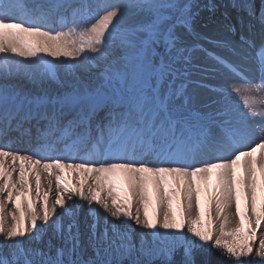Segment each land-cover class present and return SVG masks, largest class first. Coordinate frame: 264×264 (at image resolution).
<instances>
[{
    "label": "snow or ice",
    "instance_id": "obj_1",
    "mask_svg": "<svg viewBox=\"0 0 264 264\" xmlns=\"http://www.w3.org/2000/svg\"><path fill=\"white\" fill-rule=\"evenodd\" d=\"M233 7L259 43L241 35L233 63L208 53L228 73L201 112L177 102L180 0H0V264H264V0Z\"/></svg>",
    "mask_w": 264,
    "mask_h": 264
},
{
    "label": "bare ground",
    "instance_id": "obj_2",
    "mask_svg": "<svg viewBox=\"0 0 264 264\" xmlns=\"http://www.w3.org/2000/svg\"><path fill=\"white\" fill-rule=\"evenodd\" d=\"M213 3L214 2L209 0L206 4V8H202L196 12L197 14L192 18L193 22H191L190 28L183 25H178L176 28L177 34L180 37L178 46L186 50L183 52V55L187 57L186 61H181L180 66L176 67L186 70L182 71V73H185L184 75L187 76V78H191L188 79L187 82L189 86L194 87V106L195 109L201 112L207 111L208 109L206 106L212 105L217 99L214 97L216 93L212 94L209 88L214 87L218 89V86L228 73V70L213 57H210L208 53L211 52L215 56H220L228 63L239 61L240 57L237 53L242 47V42L240 40L241 35H253L250 34L253 31L249 30L248 25L246 26L243 21L236 18V16L231 18L228 13L222 12L229 10L231 4H224V8L222 7L215 10ZM252 51L255 52L254 49ZM59 78L61 81L67 79L64 67L59 71ZM23 83L29 88L27 80H24ZM259 83L261 82L257 80V84ZM233 86L243 87L244 85L241 81H233ZM49 87L55 88L58 87V84L53 82ZM27 127L30 128L32 136L35 131L34 124L28 125ZM18 135L19 134H13L16 138ZM27 138L29 137L24 136L23 141ZM65 199L69 204L72 203V200H68L67 197H65ZM73 199L76 198L73 197ZM77 207V219L79 220V218L84 215L82 212L88 208V205L84 201L77 200ZM59 211L60 210H58V212ZM97 211L101 216L104 214L102 208H98ZM85 222L88 221L85 220ZM45 233V236H50L52 234V229L46 228Z\"/></svg>",
    "mask_w": 264,
    "mask_h": 264
},
{
    "label": "rangeland",
    "instance_id": "obj_3",
    "mask_svg": "<svg viewBox=\"0 0 264 264\" xmlns=\"http://www.w3.org/2000/svg\"><path fill=\"white\" fill-rule=\"evenodd\" d=\"M209 0H180L181 3L183 4H187L189 6L190 12L192 14V18L196 16V12L204 5L208 2ZM191 22H193V20H191ZM179 47V46H178ZM173 55H176L175 53ZM186 56V55H185ZM181 61H186V59H184V55L183 53L180 54L179 56H177V60H176V66H180V62ZM185 73H178L176 79H175V86L177 88H179V86L181 84L186 85V87L183 90V95L180 96L177 99L178 103H183L184 99L187 98L188 102H189V107L193 110V111H199L198 109H195V101L193 100V86H189V83L187 82L188 79H191L190 77L187 78V76L184 75ZM24 81V80H23ZM22 81V82H23ZM14 82V81H13ZM29 88H32V86L29 84L28 85ZM59 87V85H58ZM58 87L52 88V89H56ZM51 88V87H50ZM217 88H209V91L214 94L215 99L218 98V93H217ZM59 210V208H58ZM150 215H154L155 214V207L154 205H152L149 209ZM82 214H84L83 216H81L79 218V220L77 219V223L80 227V238H81V249H82V253H81V259L87 261V260H91V259H95L96 258V253L94 251V249L89 246L88 243V235H89V230L87 228V225L91 222V216L88 214V208H86L85 211L82 212ZM85 220H87L88 222H85ZM73 231L75 232V229H73ZM262 231H264V229H262ZM130 235L133 237V240L135 242H137L139 244V242L141 241V239L143 238L144 240H146L147 242H150L152 237H151V233L147 232V230H142L139 227L134 226L133 229L130 232ZM259 235V233H258ZM49 238H51V243L52 245H54L55 247H59L62 245V241L59 239V237H53V233L50 236H44V241L47 242L49 240ZM69 247L71 246L70 244L68 245ZM55 247H53V254H55ZM210 251V250H209Z\"/></svg>",
    "mask_w": 264,
    "mask_h": 264
},
{
    "label": "trees",
    "instance_id": "obj_4",
    "mask_svg": "<svg viewBox=\"0 0 264 264\" xmlns=\"http://www.w3.org/2000/svg\"><path fill=\"white\" fill-rule=\"evenodd\" d=\"M201 251H204V250H201ZM180 258H181L180 254L177 253L176 260H179ZM197 259L198 260L208 259L211 261V264H227V261L225 258L221 257L218 253H216L215 251H211V250L209 251V254L207 256H203L198 253ZM125 264H128L127 260H125ZM157 264H159L158 261H157Z\"/></svg>",
    "mask_w": 264,
    "mask_h": 264
}]
</instances>
